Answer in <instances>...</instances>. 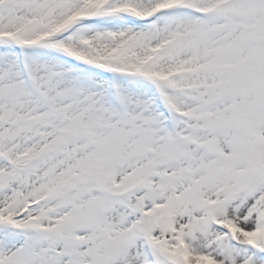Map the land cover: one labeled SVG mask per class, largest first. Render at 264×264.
I'll list each match as a JSON object with an SVG mask.
<instances>
[{
    "label": "snow or ice",
    "instance_id": "6c2138e0",
    "mask_svg": "<svg viewBox=\"0 0 264 264\" xmlns=\"http://www.w3.org/2000/svg\"><path fill=\"white\" fill-rule=\"evenodd\" d=\"M0 264H264V0H0Z\"/></svg>",
    "mask_w": 264,
    "mask_h": 264
}]
</instances>
